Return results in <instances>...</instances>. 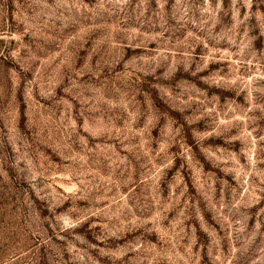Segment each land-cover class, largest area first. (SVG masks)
Returning a JSON list of instances; mask_svg holds the SVG:
<instances>
[{
  "label": "rangeland",
  "instance_id": "rangeland-1",
  "mask_svg": "<svg viewBox=\"0 0 264 264\" xmlns=\"http://www.w3.org/2000/svg\"><path fill=\"white\" fill-rule=\"evenodd\" d=\"M0 264H264V0H0Z\"/></svg>",
  "mask_w": 264,
  "mask_h": 264
}]
</instances>
